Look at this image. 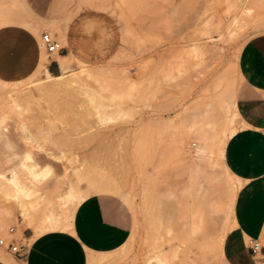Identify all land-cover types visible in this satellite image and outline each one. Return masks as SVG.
Returning <instances> with one entry per match:
<instances>
[{
    "label": "rangeland",
    "instance_id": "1",
    "mask_svg": "<svg viewBox=\"0 0 264 264\" xmlns=\"http://www.w3.org/2000/svg\"><path fill=\"white\" fill-rule=\"evenodd\" d=\"M74 19L75 40L68 34ZM42 21L48 32H38ZM62 22L66 34L58 28ZM263 32L264 0H0V238L11 239V226L17 238L29 227L36 233L31 223L49 208L60 211L78 182L85 198L68 202V214L89 264L91 256L92 264H233L227 239L237 226L234 206L245 181L226 163V148L238 132L264 136V128L233 116L220 99L229 101L231 83L237 91L241 51ZM44 33L60 42L59 53L47 52ZM67 54L65 76L77 82L46 91L38 80L48 78L41 60ZM223 126L238 131L222 157ZM202 134L213 135V153L196 159ZM27 153L37 164L39 157L60 164L63 174L34 178L31 166L20 168ZM13 170L32 186L40 207L32 218L6 179ZM97 195H108L123 212L124 231L101 219L78 228L79 209ZM260 243L264 249V234ZM240 263L264 264V258L240 253Z\"/></svg>",
    "mask_w": 264,
    "mask_h": 264
},
{
    "label": "crops",
    "instance_id": "2",
    "mask_svg": "<svg viewBox=\"0 0 264 264\" xmlns=\"http://www.w3.org/2000/svg\"><path fill=\"white\" fill-rule=\"evenodd\" d=\"M64 17V16H63ZM62 34H66V23L58 26ZM38 32H48L50 26L42 21ZM58 30V29H57ZM55 34H59L60 31ZM73 40L79 38V27L75 29V19L72 28L68 30ZM68 55V54H67ZM64 56V55H58ZM239 65L242 82L235 94L236 107L243 120L251 127L264 128V32L254 35L244 45ZM48 70L53 75L63 72L58 59L51 60ZM70 66V65H69ZM264 136L261 132H238L228 142L225 161L237 176L245 181L238 191L234 219L237 226L227 239L229 262L240 263V253L256 261L264 258V249L261 254L254 256L244 246L246 237L260 239L264 234V150L261 141ZM41 165H45L46 158L39 157ZM57 176L63 174L62 166L50 162ZM99 212V216H98ZM80 220L78 228L91 223V219H101L105 225L119 227L121 231L126 228V216L114 208V201L108 195L91 197L78 211ZM92 224V223H91ZM15 227L14 235L18 233ZM26 248L23 256L13 259L20 264H89V255L85 242L73 220L68 230H49L36 236L31 229L21 231ZM0 264H11L0 258Z\"/></svg>",
    "mask_w": 264,
    "mask_h": 264
},
{
    "label": "bare ground",
    "instance_id": "3",
    "mask_svg": "<svg viewBox=\"0 0 264 264\" xmlns=\"http://www.w3.org/2000/svg\"><path fill=\"white\" fill-rule=\"evenodd\" d=\"M12 11V10H11ZM12 13V12H11ZM13 18V17H12ZM24 21V20H23ZM25 22V21H24ZM210 39L212 40V41H216V39H215V37H210ZM58 60H59V62H60V65H61V67H62V70H63V72L61 73V74H59V75H53L49 70H48V68H47V66H46V60L45 59H42L41 60V62H40V66L45 70V72H46V74H47V76H48V78H46V80H43V79H40V78H38V80H41V81H43V83H42V86H43V88L46 90V91H58V90H61V89H63L64 87H66V86H71V85H73V84H75L76 82H77V80H76V78L75 77H71V78H66V76H65V73L67 72V69L69 68V56L68 55H64V56H59L58 57ZM40 71V70H39ZM223 75V74H222ZM38 76H39V74H38ZM46 76V75H45ZM46 76V77H47ZM211 75H209L207 78H209ZM217 76V75H216ZM215 75H214V77H216ZM219 76V75H218ZM48 79V80H47ZM212 79V78H211ZM218 81V80H217ZM213 82V81H212ZM206 86V85H205ZM221 87V86H220ZM13 88H15V87H13ZM148 89V88H147ZM203 90H204V87L202 88ZM17 90V89H16ZM21 90V89H20ZM202 90V91H203ZM222 90V89H221ZM201 91V90H200ZM204 92V91H203ZM205 92H206V89H205ZM220 92V91H219ZM218 92V93H219ZM14 94V93H13ZM145 94H146V92H145ZM199 94V93H198ZM204 94V93H203ZM202 94V95H203ZM235 94H236V89H235V87L233 86V83H231L230 84V89H229V95H227V97L228 98H230L229 99V101H227V99L225 98V97H221V99H220V105L222 106V108L224 107L225 109H227V111L228 110H230L231 111V108L230 107H232L233 108V113H232V115L234 116V115H237V116H240V114H239V112H238V109H237V105H236V100H235ZM217 95V94H216ZM4 96H6V95H4ZM16 96V95H15ZM205 97H207L206 96V94L204 95ZM226 96V95H225ZM19 97H20V95H19ZM24 97V96H23ZM211 97H212V95H211ZM7 100V99H6ZM202 100H206V99H202ZM217 100V99H216ZM15 102V101H14ZM200 103V102H199ZM214 103V102H213ZM5 104V103H4ZM10 104V103H9ZM8 104V105H9ZM22 105V104H21ZM214 105H215V103H214ZM196 106V105H195ZM204 106V105H203ZM202 106V107H203ZM209 106V105H208ZM210 106H211V104H210ZM8 107V106H7ZM1 108H3V107H1ZM207 108V107H206ZM221 108V107H220ZM4 109V108H3ZM2 109V110H3ZM183 109H184V107H183ZM211 109V108H210ZM5 111H6V109H4ZM3 110V111H4ZM14 110V109H13ZM221 110H223V109H221ZM208 111V110H207ZM220 111V110H219ZM225 112V111H224ZM177 113V112H176ZM175 113V114H176ZM208 113V112H207ZM216 113V112H215ZM223 113V112H222ZM5 114H7V113H5ZM24 114V113H23ZM180 114V113H179ZM178 114V115H179ZM199 114H201V113H199ZM226 114H228V112L226 113ZM9 115V114H8ZM196 115V114H195ZM208 116V115H207ZM173 117V116H172ZM215 117H217V115L215 116ZM214 117V118H215ZM224 117V116H223ZM228 118V117H227ZM220 119H222V117L220 118ZM214 120V119H213ZM226 120V119H225ZM229 120L230 121H232V118H231V116H229ZM219 121V120H218ZM204 122V121H203ZM210 123H211V121H209ZM219 122H221V121H219ZM213 123V122H212ZM217 123V122H216ZM223 123H224V121H223ZM244 123V122H243ZM218 124V123H217ZM197 124H195V122L194 123H192L191 124V129L192 130H196V128H198L197 126H196ZM214 124H212V126H213ZM223 125V124H222ZM224 125H226V124H224ZM217 126V125H216ZM229 126V125H228ZM209 127V126H208ZM27 128V127H26ZM210 128V127H209ZM212 128V127H211ZM210 128V129H211ZM215 128V127H214ZM218 128V127H217ZM200 129V128H199ZM26 130V129H25ZM206 130H208V129H206ZM205 130V131H206ZM215 130V129H214ZM199 131V130H198ZM236 131H238L237 130V128H235L234 126H230V127H224L223 126V133H222V131L220 132V136L219 135H217V136H219V139H218V144L219 145H221L220 146V148H219V154H222V157H223V154H224V147H225V145H226V142H227V140L229 139V138H231V136L232 135H234L235 133H236ZM200 134V133H199ZM207 134V133H206ZM206 134H202L201 136H200V140H201V143L198 145L197 144V146H196V149L194 150V154H193V157L194 158H196V159H202L203 157L205 158V157H210V155L213 153V151L210 149L211 148V146H212V144H213V141H212V139L210 138V137H213V135H211L210 137L209 136H207ZM209 134V133H208ZM29 139V138H28ZM194 143V142H193ZM215 144H217V143H214V145L213 146H215ZM184 149H185V147H184ZM214 149V148H213ZM188 150V149H187ZM189 152V151H188ZM26 156H25V158H23V160L20 162V168L21 167H24L25 168V166H31V173H32V175H33V177L34 178H36V179H39V178H45V177H47V176H49L50 174H52V173H54V171H53V167H52V165L50 164V163H46L45 165H41V164H37L35 161H34V159H33V156L30 154V153H27V154H25ZM188 155V154H187ZM188 159V158H187ZM189 163H190V161H189ZM23 168V169H24ZM17 169V168H16ZM26 169V168H25ZM226 170H227V173L229 174V175H231L232 176V173L231 172H229V170L226 168ZM65 172V171H64ZM77 172V171H76ZM13 174H15V175H12L11 177H6V179L7 180H9L10 182H12L13 183V185H14V188H15V192L16 193H14V197L15 198H17L18 200H19V202H20V205H21V207H22V210H23V214L24 213H26L28 216H30L31 218H32V216L31 215H33V214H35L34 212H33V214H31V212L32 211H36V210H39L40 209V207H39V204L38 203H35V201L32 199V195H33V193H32V190H31V187H29V185H27V184H25L26 182H20L19 180H18V178H17V174H18V170H13ZM3 176H4V174H3ZM73 176V175H72ZM79 176V175H78ZM71 177V176H70ZM60 178V177H59ZM77 178V177H76ZM68 179V178H67ZM91 179V178H90ZM93 179V178H92ZM97 179H98V177L96 178V181H97ZM58 180V179H57ZM94 181H95V179H93ZM92 180V182H94ZM99 180H101V179H99ZM99 180H98V182H99ZM107 180V179H106ZM114 180V179H113ZM78 181V180H77ZM86 181V180H85ZM84 181V182H85ZM111 181H112V179H111ZM110 181V182H111ZM58 182V181H57ZM61 182V181H60ZM75 182V181H74ZM104 182H106V181H104ZM9 183V182H8ZM68 183H69V181H68ZM76 183H78V182H76ZM76 183H75V185H73L69 190H68V192L66 193V195H65V197H64V202L62 203V209L60 210V211H56L54 208H49L48 210H46V211H44V212H42V215L41 214H39V218L38 217H36V218H38V219H33V221L34 222H30L35 228H36V236L37 235H39V234H41V233H44V232H46V231H49V230H55V229H64V230H68V229H70L71 228V223H72V219H71V216H70V214H68L69 212V207H68V202H73V201H75V200H78V199H84L85 198V196H83V195H81V193L82 192H84L81 188H79V186L78 185H76ZM59 184V183H58ZM89 184V183H88ZM91 184V183H90ZM112 184V183H111ZM117 184H120L119 182H117ZM10 185V184H9ZM102 185H104L103 183H102ZM110 185V184H109ZM112 186H113V184H112ZM10 187V186H9ZM58 187V186H57ZM56 187V188H57ZM94 187V186H93ZM107 187V186H106ZM56 188H54L53 190H55ZM102 188H103V186H102ZM39 189V188H38ZM37 188H36V190H38ZM87 189V188H86ZM90 189H92V187H88V190H89V192H91L90 191ZM99 189H100V187H99ZM107 189V188H106ZM113 189V188H112ZM88 190H87V192H88ZM104 190V189H103ZM114 190H116V189H114ZM52 191V190H51ZM50 191V192H51ZM86 191V190H85ZM49 192V193H50ZM54 192V191H53ZM94 192V191H93ZM125 192V191H124ZM36 193V192H35ZM106 193V192H105ZM13 194V193H12ZM59 194V193H58ZM97 194V193H96ZM49 195V194H48ZM48 195H47V197H48ZM53 195V194H52ZM85 195V194H84ZM44 196V195H43ZM51 196V195H50ZM42 197V196H41ZM40 197V198H41ZM125 197H126V195H125ZM129 198H131V197H129ZM16 199V200H17ZM62 199V198H61ZM50 200V199H49ZM132 199H130V201H131ZM37 201V200H36ZM55 201V200H54ZM134 202V201H133ZM40 203V202H39ZM38 204V205H37ZM46 205V204H45ZM58 206V205H57ZM45 207V206H44ZM54 207V206H53ZM42 208V207H41ZM74 209V208H73ZM178 209V208H177ZM42 210H43V208H42ZM25 214V215H26ZM72 214H73V212H72ZM34 216V215H33ZM34 217V218H35ZM73 217V216H72ZM31 220V219H30ZM103 255V254H102ZM106 255V254H105ZM105 255H104V257H105ZM110 255V254H109ZM98 256H101V254L100 255H98ZM264 256V255H263ZM96 257V256H95ZM94 257V258H95ZM103 257V256H102ZM0 258H2V259H4V260H6L8 263H11V264H16L15 263V260L13 259V258H11V257H9V255H7L6 253H4V252H2L1 250H0ZM107 257H105V259H106ZM92 256L90 257V264H92ZM96 259L97 258H95V261H96ZM101 260H104V259H98V261L97 262H100ZM94 263V262H93Z\"/></svg>",
    "mask_w": 264,
    "mask_h": 264
},
{
    "label": "built area",
    "instance_id": "4",
    "mask_svg": "<svg viewBox=\"0 0 264 264\" xmlns=\"http://www.w3.org/2000/svg\"><path fill=\"white\" fill-rule=\"evenodd\" d=\"M42 41L43 46L49 54L59 53L63 49V46H61L60 42L49 33L43 34ZM14 232L15 227L11 226L8 229V233L12 236L11 239L8 240L6 237L0 238V247L6 248L8 252L21 258L26 248V243L22 238L15 237ZM248 248L254 256H259L261 254L263 246L258 239L249 238Z\"/></svg>",
    "mask_w": 264,
    "mask_h": 264
}]
</instances>
